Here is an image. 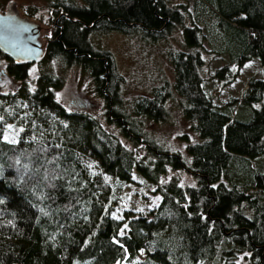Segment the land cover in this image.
<instances>
[{"label": "trees", "instance_id": "1", "mask_svg": "<svg viewBox=\"0 0 264 264\" xmlns=\"http://www.w3.org/2000/svg\"><path fill=\"white\" fill-rule=\"evenodd\" d=\"M196 2L216 16L222 34L213 55L228 56V63L212 74L217 86L231 83L252 59L261 66L260 77L247 81L240 98L221 105L204 92L199 72L205 63L204 37L201 27L184 22L190 18L185 5L170 7L166 0L52 4L62 14V29L50 30L42 60L60 58L67 66L73 62L91 69L97 85L111 95L118 117L112 123L153 160L136 159L95 118L57 102L61 77L43 73L32 91L22 85L0 93V264H120L136 262L140 254L138 264H197L212 261L220 250L226 259L245 252L250 264H264V0ZM176 25L183 27L188 50L168 54L173 90L199 138L184 140L190 162L146 139L117 111L113 91L122 79L113 72L110 54L88 42L93 32L111 31H138L156 41ZM1 61L11 78L27 79L29 65H17L0 52ZM166 90L162 85L151 97L137 98L134 114L163 120ZM9 123L20 128L14 142L5 140ZM261 159L262 169H257L253 165ZM168 168L186 172L195 185L183 187L176 179L159 184ZM133 172L155 186L159 202L145 214L124 212L116 219L112 214L120 199L113 184L132 183ZM225 241L235 248L223 249Z\"/></svg>", "mask_w": 264, "mask_h": 264}, {"label": "rangeland", "instance_id": "2", "mask_svg": "<svg viewBox=\"0 0 264 264\" xmlns=\"http://www.w3.org/2000/svg\"><path fill=\"white\" fill-rule=\"evenodd\" d=\"M10 0H0V12H3L6 4ZM16 3V8L22 16L36 21L41 29L40 42L45 46V39L50 34V8L56 0H12ZM170 7L185 5L190 13V18L184 20L186 24L194 23L202 29L204 40L202 42L204 52H201L205 60L204 65L199 69L203 79V89L205 94L211 98L215 105H221L229 98H240L244 92L247 81L251 78H258L261 75V66L257 59L244 64L238 76L222 87L212 78L215 69L228 63V56L225 53L213 55L220 47L221 33L217 27L216 16L210 12L197 7L196 0H166ZM182 26H173L167 33L156 41L148 39L142 33L136 31L131 34L121 32L99 33L93 32L88 36V42L93 49L110 54L113 63L114 73L122 79L115 83L114 95L118 102L117 111L124 115L125 120L131 123L135 130H139L146 139L156 143L162 149L178 153L181 158L190 162V156L186 153L185 139L191 143L198 142L199 138L191 130V122L186 121L182 115L181 98L173 90V69L168 58V54L177 51H186L184 45ZM49 30V31H47ZM6 62H0V93L8 94L15 92L22 85L29 90L35 89L38 77L43 73H50L63 80L62 87L55 92V99L69 111H77L89 114L95 118L100 126L108 133L115 136L122 146L134 152L136 159L144 162L152 161L142 144H134L127 140L121 133L120 127L107 119V106L105 100L96 89L94 79L86 69L75 63L66 65L60 59L49 61L41 60L38 63L29 65L27 79L21 83L5 71ZM114 78V77H112ZM167 85L168 97L163 106L165 118L154 121L134 114V104L139 97H151L152 90ZM264 103V97H263ZM20 128L12 123L6 125L5 140L14 142L17 139ZM263 160H258L253 166L262 169ZM92 172L97 169L89 165ZM107 183L112 184V179L104 176ZM133 182L119 186L113 184L120 199L113 212V217L122 219L124 212L132 213L134 216L145 214L153 210L158 202L159 195L154 193L155 186L141 179L133 172ZM170 179H176L178 183L185 186H194L195 179L181 170L167 169L166 173L159 177V184L166 183ZM126 231L123 224L121 233ZM225 250L235 248L227 241L222 243ZM143 258L140 254L138 260L133 263L138 264ZM197 264H250L245 252L238 253L234 259H226L221 250L212 261H203Z\"/></svg>", "mask_w": 264, "mask_h": 264}, {"label": "water", "instance_id": "3", "mask_svg": "<svg viewBox=\"0 0 264 264\" xmlns=\"http://www.w3.org/2000/svg\"><path fill=\"white\" fill-rule=\"evenodd\" d=\"M40 38L39 24L22 16L10 0L0 12V52L17 65L38 63L45 54Z\"/></svg>", "mask_w": 264, "mask_h": 264}, {"label": "flooded vegetation", "instance_id": "4", "mask_svg": "<svg viewBox=\"0 0 264 264\" xmlns=\"http://www.w3.org/2000/svg\"><path fill=\"white\" fill-rule=\"evenodd\" d=\"M50 11H51V18H50V28L49 30H51L52 28L53 29H59L61 31L62 27H61V21H60V17H61V13L60 12H57V10L55 8H50ZM47 30V31H49ZM50 34H48V37H49ZM73 56H77L76 54H73ZM101 59V58H100ZM102 68L104 69V73H107L109 72V68L106 67V61L102 60ZM86 71L89 73V75L93 78V76L91 75V69H86ZM97 78L98 79H103V76L101 74H97ZM95 82V80H94ZM96 84V89L98 91V93L101 94V97L105 100V103H106V106H107V113H106V116H107V119L111 122H114L116 121V119L118 118L116 115L114 116L113 113H112V110H113V106H112V101H111V95L107 93L106 89L104 88V86H101L99 87V85H97V83L95 82Z\"/></svg>", "mask_w": 264, "mask_h": 264}]
</instances>
